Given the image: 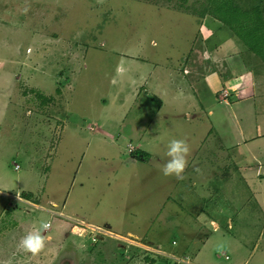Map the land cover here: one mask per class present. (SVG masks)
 <instances>
[{
    "label": "rangeland",
    "instance_id": "374dc122",
    "mask_svg": "<svg viewBox=\"0 0 264 264\" xmlns=\"http://www.w3.org/2000/svg\"><path fill=\"white\" fill-rule=\"evenodd\" d=\"M211 1L212 14L206 0H0V264H126L121 253L128 249L141 264H183L137 248L133 238L113 240L108 229L96 242L92 238L113 226L115 232L148 234L161 250L180 254L197 222L203 228L193 231L200 241L187 251L202 247L201 240L216 231L202 264H264V177L250 191L230 171L208 176L195 166L199 175L188 171L176 178L160 170L174 138H186L187 164L196 163L197 134L205 127L182 121L171 131L170 119L178 114H169L180 106L158 102V91L169 93L175 84L168 67H177L182 57L193 62L194 44H205L226 78L251 73V63L245 65L250 47L264 48L245 18L236 28L215 18V12L233 10L229 0L224 6L223 0ZM253 1L235 0L250 9ZM205 99L214 106L211 90ZM259 163L264 173V155ZM199 212L204 216L195 223ZM77 220L84 227L73 231ZM41 221L51 227L41 232L43 249L32 255L19 242ZM73 235L86 240L78 261V253H70L79 252L70 245ZM104 249L112 256L100 255Z\"/></svg>",
    "mask_w": 264,
    "mask_h": 264
},
{
    "label": "crops",
    "instance_id": "0c3cea01",
    "mask_svg": "<svg viewBox=\"0 0 264 264\" xmlns=\"http://www.w3.org/2000/svg\"><path fill=\"white\" fill-rule=\"evenodd\" d=\"M194 45L197 46V49L195 48V50H193V62H190L189 60L182 62L184 58L182 57V59H178V62H176L178 64L177 67H168V70L172 71L170 75L171 81H174L175 84H173L174 86H172L171 90H168L169 93H160L158 91L159 96L157 95L159 103L163 102V100H170L169 106L171 108L180 106L178 108H172V113L169 114V116L173 113L178 114L172 116L170 119L171 131L178 129L176 127L177 125L184 126V124L181 123L182 121L191 123V125L197 127L198 124H201V127L205 126L204 129L201 130L202 133L197 134V136L201 137V142L198 147H196V155H199L198 161H200L201 158L202 161L201 163L198 161L195 163L193 160V162L188 163L187 165H189V167H185V170L187 171L182 174L186 175L189 171V174H193L194 176L199 175V173H197L198 170L197 172L195 171V166L201 167L204 171L203 175L207 173L208 176H217L218 174H221L222 170L226 173H229L230 171L232 174L237 173L240 177H242V182L245 186H248L250 191H254L256 190L255 188L261 187L260 179H262L261 177H264L263 175L261 176V174H264L261 171L263 163H259L261 162L262 155H264V97L261 98L264 89L262 88L264 87V73L261 72V69L264 66V60L259 56L257 57L255 53L250 52V54L247 55L248 57L246 58L247 62H245V65L251 63V73H248L245 69L246 72L243 71L239 74L234 73L226 78H223L222 74H219L218 70L220 69L218 66L212 65L213 62L217 64L215 59H212L210 54L204 50L205 44L201 46H198V44ZM195 59H198L197 62ZM208 66H211V68ZM253 69H257V75L252 73ZM184 70H186L187 73H184ZM180 71L183 73H180ZM204 86L207 88L205 95V91L203 92ZM209 90H211L212 96H214L212 105L216 106V110H214V106L209 108L208 105H205V98L209 95ZM170 92L173 95L172 98L165 97L167 94H170ZM224 92L229 93L226 99H223ZM195 97L201 102L199 106L195 105ZM257 106H259L262 110L256 108ZM189 113L190 115H188ZM166 117H168V115H166ZM182 117H184L185 120H182ZM247 118H250V121H246ZM167 132L168 131L165 133L162 132V135H166ZM170 133L172 136H178L173 132ZM154 137L150 138L153 139ZM181 139L186 140L184 137ZM154 142H156V139ZM139 146L140 148H143V145ZM146 152H149L148 149H146ZM192 155L195 154L192 153ZM136 162L139 163L140 160L134 161V163ZM226 163H228V165H226ZM206 182H209V178H206V181L203 182V184H206ZM209 185L210 183L207 186ZM261 192L259 193L262 194ZM0 194L2 193L0 192ZM156 213L157 210L155 205L153 210H150V214L155 216ZM50 214L52 215V213ZM203 216L204 214L202 212H199L198 216H194L195 223L198 218L199 221H201L200 218H203ZM87 224H92L95 227H101L100 225L90 221H88ZM108 227L109 228H105V230H109L108 232L112 233L111 239L113 240L120 241L126 237L128 239L133 238L138 241L139 247L137 248L140 249L145 247L151 249L152 252L158 255L160 254V256L176 257L177 260L181 259L183 264H202L203 260L201 258L203 257V249L206 247V243L211 239L212 235L216 233V231H214L210 234V236L202 239V247L199 246L198 249L195 248L192 252L187 251L188 247L195 246L198 241H200L194 237V235L197 234L193 231V227L196 229L203 228L202 226L200 227L198 222L197 225L193 224V227L190 229L191 234H188V236L191 235V237L188 239L189 242L187 243V247L181 250L179 252L180 254H175V252H169L166 248L164 251L161 250V244L159 245L156 244V242L147 241L150 239L148 234L146 236H141L136 231L132 230H126V232H120V230H117V232H115L112 230L113 226ZM195 231H198V229ZM73 237L74 238L70 237V245H77L78 247L75 248V251H79V249L83 247L82 245L86 243V240L84 241L75 235H73ZM75 238L77 240H75ZM68 244L69 243L67 241V246ZM60 245L62 246L63 244L61 243ZM139 249H135L137 250V253L140 251ZM62 251H64L63 254L65 255L64 248H62ZM102 251L103 252L99 253L100 255H109L108 253L110 250H106L107 253L105 249ZM70 253L72 258L74 257L73 254L76 255V253H78L75 261H78V258H81L84 254H86L85 250ZM111 254L109 255L110 257L112 256ZM121 254L126 260V264H136V261L139 260V258L130 259V257H132L131 249L124 250ZM121 254L117 252L113 255L118 257ZM138 254L140 255V252ZM138 264H141L140 260ZM146 264L156 263L155 260H151Z\"/></svg>",
    "mask_w": 264,
    "mask_h": 264
},
{
    "label": "clouds",
    "instance_id": "9594fccd",
    "mask_svg": "<svg viewBox=\"0 0 264 264\" xmlns=\"http://www.w3.org/2000/svg\"><path fill=\"white\" fill-rule=\"evenodd\" d=\"M189 154V146L183 139H171L166 145L164 155L168 158L161 167L163 176H174L180 178L187 166V155ZM50 227L48 222L41 221L39 228L26 234L19 242V247L25 252L32 255L39 253L44 245L45 238L41 234L42 231Z\"/></svg>",
    "mask_w": 264,
    "mask_h": 264
},
{
    "label": "trees",
    "instance_id": "16d2710c",
    "mask_svg": "<svg viewBox=\"0 0 264 264\" xmlns=\"http://www.w3.org/2000/svg\"><path fill=\"white\" fill-rule=\"evenodd\" d=\"M262 1L264 0H254L253 1V5L252 8H243L241 7L239 4H237L235 2V0H229V7H231L233 10L229 13L224 15L223 12L219 15H216L215 10H213L215 12V18H219V20L221 19L222 22H224L226 25H231L232 27L236 26H240L239 22V18H242V22L244 21L245 18V26L248 28L247 30L251 31V33L254 35V37H261L262 39H264V7H262ZM219 2V1H218ZM206 7L208 8V11L211 10L210 9H214V3H212L211 0H206ZM212 3V4H210ZM223 5H228L227 2L225 0H223ZM206 11V12H208ZM218 11V10H217ZM205 10L199 15L201 17L204 16ZM212 14V13H211ZM219 14V13H218ZM238 18V19H237ZM256 24V26H255ZM253 50H250V52H253L255 54H257L261 59L264 60V54H261L260 51H262L264 48H262L261 46H251L250 47ZM144 155L146 156H150L148 153H145ZM26 198H30L32 195L31 194H25Z\"/></svg>",
    "mask_w": 264,
    "mask_h": 264
},
{
    "label": "built area",
    "instance_id": "2783aa9c",
    "mask_svg": "<svg viewBox=\"0 0 264 264\" xmlns=\"http://www.w3.org/2000/svg\"><path fill=\"white\" fill-rule=\"evenodd\" d=\"M228 94H229V93H226L225 96L228 97ZM42 209H44V208L42 207ZM51 213L54 214V215L63 216V214H62L61 212L56 213V212H53V211H52ZM68 218H69V217H68ZM72 220H73V219H72ZM73 221H75V220H73ZM77 222H79V224H76V225L73 226V228H72L73 231H76V230H74V227H76L77 229H80V227H78V226H83V225H84V221H83V220H77ZM48 223H49V222H48ZM49 224H50V223H49ZM50 226H51V225H50ZM83 227H84V226H83ZM98 232H100V234L95 235V237L92 238V241L96 242V241L99 239V237L108 234V233L105 231V229L98 230ZM81 235H82V234H81ZM81 235H80V236H81ZM99 235H100V236H99Z\"/></svg>",
    "mask_w": 264,
    "mask_h": 264
}]
</instances>
